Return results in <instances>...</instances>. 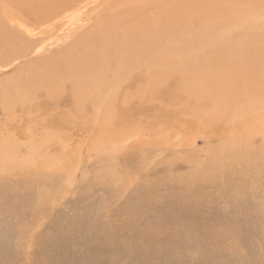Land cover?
<instances>
[{
  "label": "rangeland",
  "instance_id": "rangeland-1",
  "mask_svg": "<svg viewBox=\"0 0 264 264\" xmlns=\"http://www.w3.org/2000/svg\"><path fill=\"white\" fill-rule=\"evenodd\" d=\"M191 3L199 14L214 16L213 8L223 5L230 10L231 23L216 28L211 37L205 31L213 23L201 24L196 39L187 40L192 32L184 31L181 34L186 40L181 41L182 46L195 47L210 58L215 54V47L230 50L250 41L263 44L264 0H191ZM140 6L142 3L130 2L121 5V9ZM116 12L112 10L93 20L87 17L85 28L77 35L101 23L103 18L112 21L110 17ZM217 18L226 21V18ZM66 29L67 24L56 34L63 36ZM257 36L258 40L254 41ZM87 40L78 46L83 54L89 52ZM49 42L41 41L34 48H48ZM207 45L214 47L207 50ZM259 48L264 46L257 45L258 54L247 57L248 62L239 60L234 53L237 65L227 68L239 73L231 79L216 81L223 82L225 103L231 102L245 115L243 130L252 134L250 138L244 136L243 143L229 144L221 138L239 114L230 115L231 112L228 117H234L232 122L221 123L219 130L198 125L197 130L181 132L163 126L165 131L158 136L135 135L120 146L99 150L94 146L98 140H93L89 132L76 135L69 147L56 140V134L52 135L54 140L47 139L29 147L26 146L29 137L47 132L45 123L35 133V128L30 127L33 120L29 124L15 120L0 125V264H264V66L250 61L254 58L264 63V51L261 53ZM66 51L65 44L52 49L48 56L53 61L50 68L59 75L70 64L58 59V54ZM193 51L185 49L182 53L185 56ZM178 55L172 56V60H177L172 62L174 65L183 60L184 56L180 54L176 58ZM250 64L252 73L242 76L245 65ZM58 66H65L63 73L57 70ZM170 67L163 64L156 68ZM5 70L0 65V74ZM29 70L28 86L42 88L52 80L44 79L46 67L42 64ZM111 76V72H105L103 78H89V84L103 88L105 95L112 91L117 95L122 84H113V79L107 78ZM202 79L203 87L210 83ZM77 80L73 77V81ZM67 83L74 87L70 80ZM136 83L143 81L138 79ZM6 84L8 96L19 86L16 78ZM89 84L81 82L74 89ZM195 84L191 87L200 92L203 88ZM173 85L162 80L152 88L157 91ZM187 86L189 83L178 87L185 90ZM3 90L0 83V106L4 104ZM61 91L57 86L52 98L61 100L65 94ZM105 95L101 98L105 99ZM116 98V109L127 103L122 94ZM11 100L15 102L12 97ZM78 100L81 97H74L72 107L67 109L77 107ZM139 110L140 107L135 108ZM97 114L94 109L86 120L93 122ZM15 115L22 116L20 111ZM223 115V110H215V120H221ZM22 118L25 121L28 115ZM160 118L166 125L173 122L167 117ZM15 123L19 124L16 130L12 128ZM71 123L70 132H77L84 125V121ZM206 136L210 140H205ZM155 140L163 142L155 146L159 150L156 155L147 156L141 149L142 144L128 147L136 141ZM9 150L11 156H8Z\"/></svg>",
  "mask_w": 264,
  "mask_h": 264
},
{
  "label": "bare ground",
  "instance_id": "bare-ground-1",
  "mask_svg": "<svg viewBox=\"0 0 264 264\" xmlns=\"http://www.w3.org/2000/svg\"><path fill=\"white\" fill-rule=\"evenodd\" d=\"M86 1L88 2L86 3ZM143 1L146 0H0V65L6 69L0 74V83L4 89L2 92L4 104L0 106L2 114L0 125L15 120H19L17 122L19 124H29L33 120L30 127L35 128L33 132L35 133L45 123L47 132L29 137V141L27 139L26 143V146L29 147H34L35 144L47 139L51 140L52 135L55 134L57 135L56 140L59 139L60 143L69 147L76 135L89 132L93 140H98L97 144L94 141V146H97L95 149H105L115 145L120 146L135 135L158 136L165 131L163 126L181 132L197 130L199 129L198 125L219 130L221 123L232 122L234 117L232 119L228 117L231 112L233 114L230 115L239 114L236 115L237 117L228 132L225 135L222 133L221 138L229 144L243 143V140H246L248 136L250 138L252 133L246 129L243 130L245 115L232 106L231 102V104L225 103L224 96H227L223 94L225 89L223 82L218 84L216 81L224 78L231 79L237 75L239 73L237 70L228 69L229 66L233 68V65H237L238 60L235 59L234 53L237 54L239 60L243 59L248 62L249 58L247 59V57L251 58L258 54L256 46H264V39H260L263 42L261 45V41H256L259 43H256L257 45L250 41V44L236 45L230 50H216L215 47V54L206 58L207 55L202 54L195 47L182 46L181 41L186 39L181 33L190 31L192 33H189L187 40L196 39L197 29L201 24L207 26L213 23L212 28L205 31L211 37L212 31H215L216 28H221L224 23H231V16H228L229 9L223 5H216L213 8L217 17L226 18V21L222 22L213 14H199L191 0ZM130 2L142 3V6L123 11L121 5ZM261 2L262 5L263 2ZM72 9L74 11L70 12ZM112 10H117L110 17L113 19L112 21L103 18L101 23H96L77 35L79 30L85 28L87 17L89 20L96 17L102 18L105 13ZM75 17L78 19L74 20ZM66 24L65 34L63 36L56 34ZM78 36L82 39H79ZM259 37H255L254 41ZM84 39H88L89 46V52L86 54L80 52L81 48L78 47L85 43ZM45 40H51L48 43V48L35 50L34 46ZM65 44L67 51L59 53L58 59L70 64L64 69V73L65 66H58L57 70L61 71L60 74L63 73L59 75L50 68L53 61L48 56H51L52 49L65 47ZM207 46L205 48L207 50H212L214 47ZM185 49L194 51L184 56L182 52ZM262 49L259 48L261 53ZM47 53L49 54L47 55ZM177 54H182L184 57L179 65H174L172 62L177 60H172V56ZM179 55L176 58H179ZM259 55L261 54L259 53ZM250 61L264 66L263 61L254 58ZM38 64L46 67L44 79H52L48 85L42 88L27 85L29 69ZM163 64H169L170 69L156 68ZM101 67H103L102 70ZM245 70L243 74L240 73L242 76L251 74V64L245 65ZM105 72H111L112 76L107 78L113 79L111 80L113 84H122L117 95L116 91L105 95L106 91L103 88L94 86V83L92 86L89 84V78H103L102 75ZM55 75L57 76L55 77ZM64 76H70V78L64 79ZM73 77L79 80L73 81ZM14 78L17 79L19 86L16 92L8 96L6 81ZM202 78L210 83L203 87ZM138 79H141L143 83L137 84ZM67 80H70L73 88L68 85ZM162 80L173 83V88L163 87L157 91L154 90L152 86L155 82ZM81 82L88 83L89 86L78 85L79 89H74L76 84ZM194 82H196L195 85L198 84L203 88L200 92L191 87ZM183 83H189L185 90L178 87ZM57 86L62 89L61 93H65L61 100L52 98ZM215 89L217 92H214ZM120 94L123 96V101L127 100V103L122 108L116 109V96L118 97ZM104 95L106 98L102 99L101 97ZM11 97L15 102H12ZM74 97L76 99L81 97V100H78L77 107L69 110L67 108L72 107ZM218 97H221V102L218 101ZM215 101L219 103L216 105ZM136 107H140V110L135 111ZM94 109L98 111L96 119L93 122L86 120V117ZM216 109L223 110L226 117L223 115L221 120H215ZM17 111H20L22 116L28 115L27 120L24 121L25 118L22 116H16L15 112ZM80 114L82 118H78ZM160 116L167 117L173 122L166 125ZM72 121L76 123L84 121V125L79 127L77 132H70L68 129L73 124ZM262 121L264 122V118ZM17 123L12 127L14 130L19 128ZM41 131L43 132L44 128ZM14 135H17V132ZM27 137L28 135H25V138ZM210 138V136H206L205 140H210ZM161 143H156V140L153 142L136 141L128 147L135 148L138 144H142L141 149L147 156H151L159 154V150L155 146ZM66 152L68 153L69 150ZM11 154L12 151L8 156ZM39 201L38 203H40ZM18 238L20 239V236Z\"/></svg>",
  "mask_w": 264,
  "mask_h": 264
}]
</instances>
